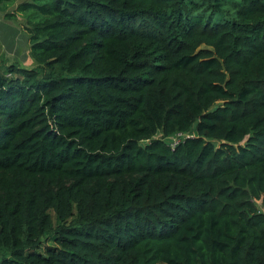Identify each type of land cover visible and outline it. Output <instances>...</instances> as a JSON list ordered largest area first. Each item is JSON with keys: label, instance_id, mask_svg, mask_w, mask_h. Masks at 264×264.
Returning a JSON list of instances; mask_svg holds the SVG:
<instances>
[{"label": "trees", "instance_id": "16d2710c", "mask_svg": "<svg viewBox=\"0 0 264 264\" xmlns=\"http://www.w3.org/2000/svg\"><path fill=\"white\" fill-rule=\"evenodd\" d=\"M0 12V264H264V0Z\"/></svg>", "mask_w": 264, "mask_h": 264}, {"label": "rangeland", "instance_id": "374dc122", "mask_svg": "<svg viewBox=\"0 0 264 264\" xmlns=\"http://www.w3.org/2000/svg\"><path fill=\"white\" fill-rule=\"evenodd\" d=\"M11 9H14V7ZM29 50H30L29 34L22 26L21 17L17 15L14 18L4 19L1 16L0 17V61L2 62V66L5 68L10 64L15 63L19 68L22 69L33 68L36 63L31 58L29 54ZM19 75L22 74L20 73ZM157 137H160V135H157ZM167 140H169V137L167 138ZM170 141L171 140H169V142ZM1 257L2 255H0V259Z\"/></svg>", "mask_w": 264, "mask_h": 264}, {"label": "built area", "instance_id": "2783aa9c", "mask_svg": "<svg viewBox=\"0 0 264 264\" xmlns=\"http://www.w3.org/2000/svg\"><path fill=\"white\" fill-rule=\"evenodd\" d=\"M189 135H184L181 132L175 133L174 135H172L171 137H169L170 141V145L173 147L180 139H182L183 137H188Z\"/></svg>", "mask_w": 264, "mask_h": 264}, {"label": "crops", "instance_id": "0c3cea01", "mask_svg": "<svg viewBox=\"0 0 264 264\" xmlns=\"http://www.w3.org/2000/svg\"><path fill=\"white\" fill-rule=\"evenodd\" d=\"M1 16L3 17V13H2V12L0 13V17H1Z\"/></svg>", "mask_w": 264, "mask_h": 264}]
</instances>
